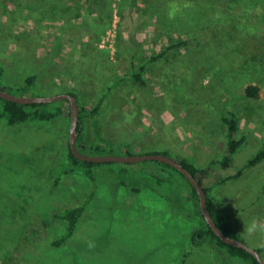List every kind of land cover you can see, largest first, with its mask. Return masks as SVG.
<instances>
[{
    "label": "rangeland",
    "instance_id": "1",
    "mask_svg": "<svg viewBox=\"0 0 264 264\" xmlns=\"http://www.w3.org/2000/svg\"><path fill=\"white\" fill-rule=\"evenodd\" d=\"M209 1L168 14L163 2L89 1L69 22L45 13L41 0H0V88L21 96L35 74L26 96L75 92L88 108L85 155L168 151L208 168L205 186L264 258V232L246 231L264 221V161L247 167L264 146V0ZM166 15L179 24L169 28ZM179 41L187 44L170 48ZM134 66H145L147 86L132 80ZM249 85L260 87L257 98L246 96ZM230 112L244 140L231 156ZM70 127L67 115L15 125L0 118V264H250L209 239L193 244L206 221L184 178L156 162L97 165L94 179L82 166L65 173ZM168 174L171 186L157 182ZM89 199L73 237L52 246L66 230L56 213Z\"/></svg>",
    "mask_w": 264,
    "mask_h": 264
},
{
    "label": "trees",
    "instance_id": "2",
    "mask_svg": "<svg viewBox=\"0 0 264 264\" xmlns=\"http://www.w3.org/2000/svg\"><path fill=\"white\" fill-rule=\"evenodd\" d=\"M37 1V0H33ZM83 1V3H82ZM89 1H98V0H41V4L43 5V9L45 13H50L51 16H53L55 19L60 18L63 16L68 18V21H72L73 16L75 15L76 12H79L82 8H84L85 3H88ZM124 3H129L133 2L134 4L136 3L137 0H123ZM147 1V4H149V7L151 6H156L159 5V3H165V6L163 10L166 11V13L169 11H172V8H176L177 5L180 6L181 3H183V6L181 7H186L188 4H198L201 0H144ZM216 2L217 0H211L209 2ZM70 2H72L70 4ZM150 2V3H149ZM201 3H208V2H201ZM169 4V5H168ZM176 4V5H175ZM147 10V8H145ZM162 12V11H161ZM151 13H154V11H151ZM175 13V12H174ZM163 14V13H160ZM168 14V13H167ZM167 16L166 24L169 28H173L179 24L177 21H171ZM166 18V17H165ZM193 19H190V21ZM190 27L192 24H189ZM192 28V27H191ZM187 44L186 41H179L177 43H173L170 48H175L181 45ZM164 55V52L161 53L157 57H153V61H156L157 59L161 58ZM4 67L0 65V83L4 75ZM145 71V66L141 67H133V72H132V80L136 83H138L141 86H147V81L143 77V72ZM38 80L37 75H31L30 77L27 78V81L25 85L19 87L17 90H19L22 95L21 96H26L28 92H30L34 85L36 84ZM117 83H115L116 85ZM2 89H6L7 87H2ZM260 92V87L257 85H249L246 88V96L248 98H257L259 96ZM68 94H71L75 96L78 99L79 106H80V112H79V118H80V123H79V137L77 140V146L78 149L80 150L81 148H85L81 143V136L83 131L85 130L86 126V117L88 116L87 110L88 108L83 106L78 95L73 92V91H68L66 92ZM106 95H104L101 99L100 102L94 107L93 109H90V112L92 114H95L99 111L100 107L103 104V101L105 100ZM0 102H2V107L3 111L2 114H0L1 117H6L8 119V123L10 125H15L18 123L22 122H27L31 120H40V121H51L55 120L59 117H64V116H71V108H70V102L68 100H61L57 103H33V104H20L16 103L13 101L5 100L0 97ZM69 105V106H68ZM223 121L227 127L228 130V155L231 156L234 153L237 152V150L241 147L243 144L244 140L240 139L237 140L236 136L238 133L239 129V122L237 120L236 114L234 112H230L228 115L224 116ZM70 148V144H69ZM122 149V147H120ZM93 150L95 152L102 153L104 151H107L106 147L103 145H94ZM123 150V149H122ZM114 152V148L110 149L109 154H112ZM151 153H163L165 155L170 156V152L168 151H163V152H151ZM127 155H134L131 151H126ZM171 157V156H170ZM69 159L72 163V167L69 171L65 173H70L74 172L76 168H79L82 166L86 172L92 179H94V174H93V167L97 165H103L107 163H92L88 161H82L79 160L78 158L75 157L73 154L71 148L69 151ZM180 163H182L193 175L194 177L199 181L200 185L203 186L206 194H207V200H208V209L210 213L212 214L216 224L218 227L228 236L238 238L242 241H244L240 235L239 232L235 229L234 226H232L228 220L227 217L225 216L222 208L220 207L218 201L210 194V189L207 188L204 184L205 178L208 175L209 169L208 168H202L197 166L195 163L190 161L188 158L183 157L180 159H176ZM153 162H156L159 164L161 169L163 168L162 171L167 170L170 172L171 175L176 176L177 174L184 178L186 181V185H188V188L190 190V199L194 200L196 207H197V212L204 218L201 208H200V200H199V195L197 193V190L194 188V186L189 182L187 177L180 172L178 169L174 168L173 166L156 161V160H150ZM264 161V146L261 149L258 154L249 161L247 164V167H252L257 165L258 163ZM108 164H115V162H110ZM155 173V172H154ZM177 173V174H176ZM170 174L167 175V178H159L156 175H153L154 177H157L156 180L159 184L163 185L165 182H167L168 186L172 185V181H177L172 177ZM176 174V175H175ZM243 175V170L239 171V173L236 175V177H240ZM139 191L138 189H136ZM89 200L85 201L83 204L81 203L80 205L67 208L64 211H59L56 213L55 217L58 219H61L66 223V230L65 233L58 239H55L52 243V246L54 247H60L67 243L75 234L78 224L83 217L86 208L89 204ZM210 240L211 242L215 243L219 248L225 249L232 257L234 258H239L243 259L245 261H248L250 264H260V262L252 255L250 252H248L245 249L234 247L231 245H228L225 243L222 239H220L212 230V228L205 223L203 227H200L195 230L193 236H192V241L194 245H199V243ZM245 242V241H244ZM257 250L261 253L262 255V249L257 248Z\"/></svg>",
    "mask_w": 264,
    "mask_h": 264
},
{
    "label": "water",
    "instance_id": "3",
    "mask_svg": "<svg viewBox=\"0 0 264 264\" xmlns=\"http://www.w3.org/2000/svg\"><path fill=\"white\" fill-rule=\"evenodd\" d=\"M0 97L13 101L20 104H33V103H53L61 100H68L70 102V108H71V127H70V138H69V144L70 148L75 155L76 158L82 161H88L92 163H123V164H132L142 161H148V160H156L160 162L167 163L174 168L178 169L180 172H182L189 182L194 186V188L197 190V193L199 195L200 200V208L201 212L204 216L205 221L207 224L212 228L214 233L222 239L225 243L228 245L242 248L250 252L254 257L260 262V264H264V258L261 255V253L254 248H251L248 246L244 241L234 238L231 236L226 235L216 224L212 214L210 213L208 209V200H207V194L203 188L202 185H200L199 181L194 177V175L179 161L176 159L171 158L168 155H165L163 153H147V154H140V155H102V156H88L83 154L77 146V140L79 137V112H80V106L78 99L68 93H62V94H56L52 96L42 97V96H16L11 94L10 92H7L0 88Z\"/></svg>",
    "mask_w": 264,
    "mask_h": 264
},
{
    "label": "clouds",
    "instance_id": "4",
    "mask_svg": "<svg viewBox=\"0 0 264 264\" xmlns=\"http://www.w3.org/2000/svg\"><path fill=\"white\" fill-rule=\"evenodd\" d=\"M247 233L249 235H253L257 232H264V221L258 220V219H253L247 229H246Z\"/></svg>",
    "mask_w": 264,
    "mask_h": 264
},
{
    "label": "crops",
    "instance_id": "5",
    "mask_svg": "<svg viewBox=\"0 0 264 264\" xmlns=\"http://www.w3.org/2000/svg\"><path fill=\"white\" fill-rule=\"evenodd\" d=\"M59 94H62V93H59Z\"/></svg>",
    "mask_w": 264,
    "mask_h": 264
}]
</instances>
